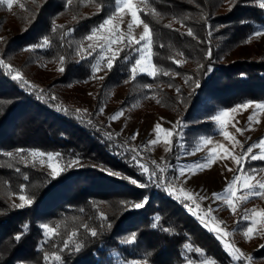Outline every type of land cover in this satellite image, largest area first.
<instances>
[{"label": "trees", "instance_id": "16d2710c", "mask_svg": "<svg viewBox=\"0 0 264 264\" xmlns=\"http://www.w3.org/2000/svg\"><path fill=\"white\" fill-rule=\"evenodd\" d=\"M23 4L28 13L20 14V33L6 37L0 53L5 64L29 81L24 85L14 80L15 73L0 66V264H46L45 254L50 257L48 264L133 260L182 264L186 256L198 257L195 248L219 264H249L233 260L224 243L189 211L187 202L169 195V190L178 178L179 155L189 136L214 134L206 121L223 109L248 101L264 102V59L223 63L228 51L246 44L256 27L264 24V9L257 0H140L139 15L153 33L156 76L136 75L135 79L130 69L138 58L133 50L137 46L122 50L113 67L99 75L94 72L96 55L82 52L91 30L114 13L115 0H71V4L67 0H24ZM85 9L92 15L83 14ZM189 27L194 37L186 34ZM45 37L49 45L35 47ZM52 69L56 70L53 78L41 79V73ZM165 71L169 74L164 75ZM95 78L101 81L97 110L87 112L66 103L64 88ZM186 78H190L187 83ZM114 89H126L128 101L158 94L162 107L179 117L173 147L163 163L142 146L129 145L98 118L104 97ZM17 149L26 151L17 155ZM27 150L61 153L62 158H57L62 165L60 174L51 175ZM74 159L79 163L69 166ZM140 164L149 172L157 171L159 184L167 188L158 186L155 178L150 182ZM21 194L33 203L14 207L13 198ZM136 203L144 206L136 209ZM100 213L107 219L102 221ZM42 224L56 228L58 234L49 233L46 242ZM83 224L96 228L97 236L92 237ZM73 230L78 236L63 249V240ZM133 234V242L125 243ZM76 242L82 245L79 251ZM54 252L61 255L60 262L51 259ZM255 258L264 260V246L255 251Z\"/></svg>", "mask_w": 264, "mask_h": 264}, {"label": "rangeland", "instance_id": "374dc122", "mask_svg": "<svg viewBox=\"0 0 264 264\" xmlns=\"http://www.w3.org/2000/svg\"><path fill=\"white\" fill-rule=\"evenodd\" d=\"M26 1L28 3V0ZM23 2L24 0H12L11 8L8 7L6 0L4 3H0V53L3 52L4 48L2 41L4 40L5 42L6 37L16 36L20 33L18 28L22 20L20 14L24 13L26 16L28 13L23 6ZM139 4L140 0H133V6L137 9H139ZM84 5L87 4L84 3ZM92 13L88 9L83 10L85 15L90 16ZM130 23H132L131 14L127 9L114 13L111 25H107L103 29L98 27L92 40L85 38L83 41L82 52L86 55H89V53L96 55L94 66L98 70L94 72L97 75H99L101 70L108 68L107 58L111 57L113 53H115L116 58L122 50L137 46L142 49V52L138 54V58H140V55L147 57L145 61L147 71L141 73L138 67L137 75L156 76V72L154 76L149 74L152 67L155 66L153 63L152 44L146 47L143 42L140 45L135 43L143 34V24L137 25L133 23L131 32H129L128 25ZM262 28H264V24L258 25L256 30ZM90 35H93V33ZM129 38L133 41L130 46L128 44ZM109 39L116 40V43L105 47ZM89 45L92 47H89ZM102 48L104 51H101ZM252 59H264V36L252 35L246 44L228 51L224 55L223 63L232 64L236 60L248 61ZM32 69L35 68L32 67ZM40 75L42 76L41 79L48 80L56 75V70L52 69ZM100 82L95 78L83 85L64 88L66 103L71 106H80L87 112L97 110L100 97ZM127 96L128 92L126 89L111 90L104 97V104L99 108V110L103 109V111L98 112V118H100L102 123L106 122L129 145L134 146L136 149L142 146L154 159L163 163L173 147V136L179 124V117L173 111L162 107L158 94L141 99L130 97L129 101ZM257 103L264 102H253L248 109L238 108L237 111L230 112L224 125L218 124L213 117L211 121H206L209 122L210 130L214 131L212 135L189 136L186 141L188 145L183 148L179 155V163L177 165L178 178L172 187L174 195L185 200L193 212L204 217L209 227L221 229L223 243L233 245V251L235 248L240 249V252L244 254L242 259L249 264H264V260L258 261L255 258V251L264 246V217H255L257 223L250 238L243 235L248 224V221H245L243 217L247 214L251 218L253 210L264 212V196H257L254 193L243 191L242 181L246 177L251 176L249 183L254 185L264 183V160L250 159V155H259L264 149L254 148L253 152L241 160L239 164L233 157L239 158L243 156L248 146L256 144L261 138H264V109H257L255 107ZM121 110H123L122 114L117 119H110L113 114L121 112ZM250 116L253 118L251 123L249 122ZM157 123L161 125L164 131L157 133L155 129ZM237 128L244 129L243 134L238 132ZM168 131L172 132L171 136L167 135ZM225 131L229 134L227 137L223 135ZM135 133H138V135L133 139L132 137ZM202 138H208V142L205 143ZM153 140L156 141L155 144L150 143ZM32 159L39 161L53 175L52 170L48 166L49 160L47 156H32ZM201 161L205 162L207 166L201 168ZM52 162L58 163L62 170V165L57 158H53ZM254 162H260L261 166H249ZM181 169L184 170L183 174H181ZM236 175H241V181H238L236 186H234L237 195L233 198V207L236 208L235 213H233L225 201L214 200L212 193L223 192ZM184 193H188L192 198L186 199ZM201 196H205L207 199L201 200ZM13 201L17 205L22 203L19 196L14 197ZM209 208L213 209V211L208 212ZM197 254L198 257L194 255L186 256L187 260L182 264H188L189 259L192 264H204L206 260L214 261L200 253ZM236 255H239V253H236ZM249 257L251 258L250 260L248 259ZM214 262L219 264L216 261ZM120 264L128 263L121 262ZM234 264L239 263L235 262Z\"/></svg>", "mask_w": 264, "mask_h": 264}, {"label": "snow or ice", "instance_id": "6c2138e0", "mask_svg": "<svg viewBox=\"0 0 264 264\" xmlns=\"http://www.w3.org/2000/svg\"><path fill=\"white\" fill-rule=\"evenodd\" d=\"M5 0H0V3H4ZM7 4H8V7L11 8L12 7V0H6ZM229 2L231 3V0H229ZM258 2V6L261 8V9H264V0H257ZM67 3L68 4H71V0H67ZM23 7V6H22ZM125 9H127L130 14H131V19H132V23H130L128 25L129 27V32H131V29H132V24H143V34L141 35L140 39L135 41V43L137 45H140L142 42L147 46H150L152 44V40H153V33H152V29L150 28V25L148 22H146L145 20L141 19V17L138 15V12L140 11L139 9H137L136 7L133 6V0H115V9H114V13H118V12H122L124 11ZM114 13L110 14L108 16L107 19H105L100 25H99V28L100 29H103L105 28V26L107 25H111L112 24V18H113V15ZM147 15V14H146ZM182 23V26H183V22ZM56 27L57 26H53V31L55 32L56 31ZM166 27H169L171 28V25H166ZM71 31V30H69ZM92 33L93 35H88L86 37V39L88 40H92L94 38V35L97 31L96 28H93L92 30ZM189 37H194L195 34H194V31L192 28H188L187 30V33H186ZM181 35H184V33H181ZM253 35L255 36H264V28L262 29H259V30H256ZM251 39V37H249V40ZM132 39L129 38L128 40V44L129 46L132 44ZM113 43H116V40L114 39H109L106 43V46L107 45H111ZM49 45V39L48 37H45L43 42L41 44H38L36 45L35 47H44V46H47ZM89 47H92L91 45H89ZM161 47H163V45H161ZM109 51H111L110 48H108ZM134 51H136L138 54L142 52V49L141 48H135L133 49ZM101 51H104V49L102 48ZM91 54V53H89ZM182 55V53H181ZM209 59H211V50L208 51L207 53ZM61 61L63 62V57L60 58ZM101 59H103V57H101ZM115 59V53H113V55L111 57H108L107 58V67L109 69H111L113 67V60ZM147 60V57L143 56V55H140V58L138 59H135L134 61V64L133 66L131 67L130 69V73H131V77L132 79H135L136 78V75H137V68L139 67L140 68V71L141 73L147 71V68L145 66V61ZM177 64H179L180 62L179 61H176ZM0 66H3L4 68H6L8 70V72L11 74V73H15L12 78L14 80H18L20 82H22L24 85H29V81H27L26 79H24V77L21 75V73L16 70L15 68H13L10 64H5L4 60L3 59H0ZM64 69L61 68L60 71H63ZM98 70V68H96V66H94V71ZM155 72H156V69H155V66L152 67V70L151 72L149 73L150 75H155ZM164 75H168L169 73L167 71H165L163 73ZM103 78V77H101ZM189 79L190 78H186L185 82H189ZM127 82V81H126ZM171 86V85H170ZM30 87L34 88L35 86L34 85H31ZM148 87H151L150 85ZM177 93L180 92V89L177 88L176 89ZM54 99V97H53ZM253 102L252 101H248L246 103H242V104H239L237 105L236 107L232 108V109H229V110H223L221 111L220 113H218L216 116L213 117V119L220 125H224L226 122H227V117L229 116V113L230 112H235L237 111L238 108H243V109H248L250 106H252ZM255 107L257 109H264V103H257L255 104ZM66 111V110H65ZM79 111V110H77ZM100 111H103V109H100ZM122 111L121 112H117L115 114H113V116L110 118L112 120H115L117 119L121 114H122ZM252 117L250 116L249 117V122L251 123L252 122ZM90 123V121H89ZM155 129L157 131V133H159L160 131H164L161 127V125L159 123H157L155 125ZM237 131L238 132H241V134H243V131L244 129H240V128H237ZM138 135V133H135L133 134V139L136 138V136ZM167 135L168 136H171L172 135V132L171 131H168L167 132ZM223 135L225 137H227L229 134L228 132H223ZM109 139H111V135L109 134L108 136ZM202 140L207 143L208 142V138H202ZM150 143L152 144H155L156 141L153 140L151 141ZM256 147H259L261 149H264V138H261L256 144H252L250 146L247 147V149L245 150L244 152V155L237 158V157H233V159H235L237 161V163L239 164L241 162V160H243L245 157H248L249 154H251L253 152V149L256 148ZM26 150L24 149H17L16 150V153L17 155H19L20 153H23L25 152ZM29 152V154L33 157H36V156H40V157H44V156H47L48 160H49V168L52 170V174L53 176H58L61 172V168L60 166L58 165V163H53V158H62V154L61 153H58V152H48V153H45L43 151H39V150H27ZM4 155L8 156V157H12L13 156V153L12 152H6L4 153ZM21 159H23V157L21 156L20 157ZM134 160L137 159V157H133ZM250 159L252 160H257V159H260V160H264V151H262L261 154L259 155H250ZM79 163L78 160H71L70 163H69V166H71L72 164H77ZM153 164H155V161H153ZM141 168H142V174H148V180L151 182L153 181V179L155 178L156 182L158 183V186H161V187H165L167 188V185L166 184H159V180H160V177L157 175V171L153 170L151 172H149V168L144 166L143 164H140L139 165ZM207 165L205 164V162L201 161L200 162V167L203 168V167H206ZM157 168H159V171L160 172H163L164 169L163 168H160L159 165H156ZM187 167V166H186ZM231 170V169H229ZM17 172L20 171L19 168L16 169ZM181 171V174H183V169L180 170ZM109 174H112V175H116V176H120L121 174L119 172H109ZM251 178V176L249 177H246L243 181H242V190L245 191V192H251V193H254L255 195L257 196H264V183H258V184H251L249 183V179ZM25 180L28 179L27 176L24 177ZM238 181H241V175H236L233 177V180L230 184H228L225 189L223 190V192H214L212 193V198L214 200H223L227 203V205L231 208L232 212L235 213L236 211V208L233 207V198L237 195L236 193V190H235V187L237 182ZM131 183L133 184H137V181L135 179H132L131 180ZM140 187H145L146 185L144 184H140L139 185ZM20 191L23 192L24 191V185H21L20 186ZM169 195H174V193L172 191L169 190ZM184 197L186 199H191V195H189L188 193H184ZM19 199L20 201L22 202L21 204L19 205H14V207H18V208H23L25 207V205H31L33 203V201L31 199L28 198V196L26 195H19ZM201 200H204V199H207V197L205 196H201L200 197ZM144 204L143 203H136L134 205V207L136 209H139L141 207H143ZM81 211H83V209H81ZM189 211L192 212L193 210L191 208H189ZM208 212H211L213 211V209L209 208L207 210ZM100 218L101 220H106L107 217L104 216L103 213H100ZM193 215H196L197 216V219L200 220V222L210 231V232H213L215 233L216 235V239L220 240L223 242V237L221 235V229H217V228H213V227H209L207 222L205 221L204 217L200 216L198 213L196 212H193ZM256 216H260V217H264V212H256L255 210H253L252 212V217L250 218L249 215L245 214L243 219L245 221H248V224L246 225V230L244 231L243 235L245 237H249L254 233V226L256 225L257 221L255 219ZM42 229H44V235H45V240L47 242V240L49 239V236L48 234L49 233H52L54 235L58 234L57 233V229L56 228H52L50 227L48 224H42L41 225ZM59 226L57 225V228ZM82 227L92 236V237H95L97 236V229L94 228V227H89L88 224H83ZM110 227V225H109ZM153 227H156L155 224H153ZM165 232L168 231L167 228L164 229ZM225 235H227V233H225ZM78 236V233L77 231L73 230L68 236H67V239L63 240V249H68L70 244L73 242L74 238ZM22 238L21 235H17L16 236V239L17 240H20ZM135 239V234H133L132 236V239H129V240H125L124 242L125 243H132L133 240ZM74 247H75V250L76 251H79L82 247V245L79 243V242H76L74 244ZM186 247L190 248L191 246L190 245H186ZM224 247L226 250L229 251V255L232 256V259L233 260H237V261H240L244 254L240 252V249L238 248H235L234 251L232 250L233 249V245H231L230 243H224ZM195 252L196 253H200L201 252V249L200 248H195ZM236 253H239V255H236ZM51 259L56 261V262H60L62 257L61 255L57 254V253H52L51 255ZM249 260L251 259L250 257L248 258ZM50 260V257L48 254H45L44 255V261L46 262V264H48ZM128 264H147V261H138V260H133V261H130L128 262ZM188 264H192V261L189 259L188 260ZM204 264H215L214 261H205Z\"/></svg>", "mask_w": 264, "mask_h": 264}]
</instances>
